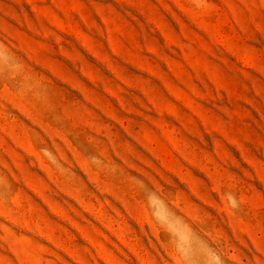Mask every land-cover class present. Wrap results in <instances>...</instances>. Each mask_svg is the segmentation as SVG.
<instances>
[{
  "label": "rangeland",
  "instance_id": "1",
  "mask_svg": "<svg viewBox=\"0 0 264 264\" xmlns=\"http://www.w3.org/2000/svg\"><path fill=\"white\" fill-rule=\"evenodd\" d=\"M216 255L264 264V0H0V264Z\"/></svg>",
  "mask_w": 264,
  "mask_h": 264
},
{
  "label": "clouds",
  "instance_id": "2",
  "mask_svg": "<svg viewBox=\"0 0 264 264\" xmlns=\"http://www.w3.org/2000/svg\"><path fill=\"white\" fill-rule=\"evenodd\" d=\"M150 203H155V201H151ZM228 203L231 208L238 209L240 207L241 201H239L235 195L229 194ZM214 264H223V261L218 255L214 256Z\"/></svg>",
  "mask_w": 264,
  "mask_h": 264
}]
</instances>
